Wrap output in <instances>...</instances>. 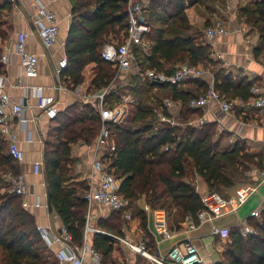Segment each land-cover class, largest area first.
I'll list each match as a JSON object with an SVG mask.
<instances>
[{
  "label": "trees",
  "instance_id": "16d2710c",
  "mask_svg": "<svg viewBox=\"0 0 264 264\" xmlns=\"http://www.w3.org/2000/svg\"><path fill=\"white\" fill-rule=\"evenodd\" d=\"M205 1L150 0L145 9L148 16L145 14L143 18L151 27L147 38L154 46L148 57L140 55L138 65L143 69L170 73L176 64L184 62L195 65L212 63V46L202 39L200 31L193 29L185 11ZM72 3L71 24L64 45L68 66L63 73L71 78V88L74 89L85 81V68L95 64L92 88L112 87L118 70L102 58V51L109 35L121 37L118 38L121 40L126 34L128 0H72ZM5 6L9 7V3ZM241 14L244 22L256 27L260 33L254 51L259 57L264 52V0L251 1L241 8ZM134 50H140L142 54L140 47ZM216 77L215 86L226 98L240 97L247 101L251 98L252 81L247 78L234 80L229 75ZM201 86L200 95L208 87H204L205 83ZM170 95L173 101L182 103L179 122L163 121L152 107L141 104L121 124L109 125L113 150L107 151L103 159L119 180L118 193L131 205L140 199L151 208L171 203L180 211L181 220L178 221L181 222L187 215L195 216L204 209L195 183L187 180L189 171L193 168L205 180L209 192H218L217 186L230 187L233 185L230 173L243 164L246 146L236 142L220 149L219 139H215V123H193L194 109L189 102L198 96L176 89ZM162 112L173 117L166 108ZM55 119L58 120L57 143L46 145L44 153L46 183L52 208L73 235L74 244L81 245L88 210L84 194L89 187L66 186L65 180L73 166L72 145L79 141L93 144L101 130V117L95 106L74 103L59 112ZM2 170L13 175L21 174L18 161L9 154L7 142L0 136ZM120 211L111 212L117 224L103 218L99 220V226L123 235L121 228L124 221ZM138 218L137 230L147 238L148 216L142 208L138 210ZM128 225L132 229L130 222ZM250 225L256 233L244 236L240 228L231 230L223 260L214 264H264V213L262 223L253 222ZM93 246L102 254L103 262H110L114 250L111 237L96 233ZM0 263L59 264L55 252L37 230L34 215L24 206L22 197L10 190L0 194Z\"/></svg>",
  "mask_w": 264,
  "mask_h": 264
},
{
  "label": "crops",
  "instance_id": "0c3cea01",
  "mask_svg": "<svg viewBox=\"0 0 264 264\" xmlns=\"http://www.w3.org/2000/svg\"><path fill=\"white\" fill-rule=\"evenodd\" d=\"M35 1L37 0H0V40L2 42L0 45V78L5 79L6 89L11 99L14 102H20L25 95H31L32 88L41 87L44 93L56 97L60 112H63L74 103L95 106V97L101 94L103 90L91 86L95 75V64L85 68L83 71L85 81L81 84L83 95L90 97V101H82L81 96L73 92L71 78L67 80L68 90L64 91L56 87L58 83L56 70L59 60L65 56L64 45L71 24L72 0H57L54 2L43 0L51 10L57 13L60 21V43L48 49L43 47L32 19V6ZM251 1L260 2L262 0H206L203 4L186 8L185 11L190 25L194 30L201 32V37L206 43L204 31L207 26L216 20L223 21L232 31L228 36L209 43L212 46L211 58L213 62L207 63L210 65L209 69L205 70L207 72L198 80H188L176 85L174 88L171 86L153 87L140 73H137L136 68L129 71L123 70L116 76L112 92L108 94L110 98L105 100L106 105L113 108L110 100L114 97L113 94L122 90L124 103L119 108L123 111L124 118L129 114H133L141 104L152 107L157 114L160 111L157 109L158 105H164L165 100L161 98L163 93L166 94V97L168 96L166 99H171L170 94L174 89L199 96L203 90L202 83H205L204 87H206L212 81H215L216 76L221 77L223 75H229L234 80L247 78L254 84L264 86V52L259 57L254 54L260 40V33L256 27L246 24L244 16L241 14V8ZM6 3H9V7L5 6ZM20 31L28 33L27 50L39 57V72L35 77H24L20 58L16 54H12L9 64H4L1 61L4 53L2 46H7L10 50H13L16 34ZM145 40L146 47L141 49L143 55L148 57L152 53L154 43L147 36ZM18 78L22 79L20 85L16 84ZM134 87L139 88L136 92L138 98L131 97L128 93ZM228 98L233 104L230 113H224L216 104H212L206 108L194 109L192 112L193 123L197 125L215 123L217 129L215 139H219L220 149L228 148L236 142L246 146L245 158L242 160L243 164H239L230 173L233 185L230 187L217 186V189L225 197L232 195L235 189L240 186L255 187L256 191L237 211L225 213L212 221H204L195 230L189 231L185 221H178L175 227L169 225L172 232L170 239H162L155 233L152 214L147 213L149 230L147 238H150L148 245L158 254H165L173 245L191 239L200 250L201 263L214 264L223 260L224 252L228 249L231 230L240 228L245 223L250 225L253 222H263L264 109L255 108L250 100H243L240 97ZM29 100L30 107L25 109L26 127L19 124L17 117H12L13 129L17 132L20 147L25 153V163L20 167L30 190V195L27 197L28 206L26 207L34 215L37 225L49 227L53 233H57L58 229L64 225L56 210L54 208L49 209L45 173L42 175L33 174L32 163L37 160L44 161L46 145L51 144L53 146L57 143L56 128L58 120L48 119L46 115L38 113L36 99L30 97ZM173 103L175 105L171 109V114L175 121L179 122L182 103L179 100H174ZM94 142L87 145L79 141L72 145L73 166L66 177V186L82 185L83 187H89L92 158L95 153ZM187 180L195 183L200 196L210 191L205 180L196 174L193 168L189 171ZM3 189L4 186L0 188V192ZM37 201L39 206L36 207L35 203ZM145 206L148 205L142 201L141 208L143 210H145ZM255 210L261 212L259 217L251 216V213ZM99 211V208L96 207L94 212L98 225L100 219L107 218V216L102 217ZM137 225L134 230L141 233L137 230ZM214 227H218L224 232L214 234ZM122 231L123 234L133 239H139L131 233V229L127 226L122 228ZM60 246L55 245V252L60 249ZM102 264H137V257L121 243L114 241V250L110 262L104 261Z\"/></svg>",
  "mask_w": 264,
  "mask_h": 264
},
{
  "label": "built area",
  "instance_id": "2783aa9c",
  "mask_svg": "<svg viewBox=\"0 0 264 264\" xmlns=\"http://www.w3.org/2000/svg\"><path fill=\"white\" fill-rule=\"evenodd\" d=\"M54 2L57 0H47ZM150 0H128V30L122 39L116 42L107 43L102 51V58L111 63L120 73L123 70L137 69L151 85L155 87L165 85H177L187 80L198 79L204 75L200 65L190 62L180 63L176 68L168 72H159L155 69L141 68L134 56V48L145 49V39L150 33L151 27L143 18L145 9ZM32 19L40 37V41L45 48H51L60 43V21L57 13L51 10L43 0H37L32 6ZM240 30V28H239ZM231 29L221 20H216L207 26L204 31V37L207 43L214 42L222 37L228 36ZM28 33L24 31L17 32L16 41L13 50L7 46H2L3 56L2 63L9 64L12 54L20 58L21 68L24 77L31 78L38 75L39 57L27 50ZM0 40V45H1ZM65 47V46H64ZM65 49V48H64ZM68 62L65 56L59 60L56 77L58 83L56 87L60 90H68L67 80L69 76L64 75V69L67 68ZM22 82L21 78L16 81L17 85ZM75 94L81 96L82 101H90V97L83 95L81 85L72 89ZM112 87L108 86L102 90V93L95 97V107L100 113L101 130L94 142V157L92 158L91 174L89 176V190L84 194V199L88 203L86 214V223L83 230V242L81 245L74 244L73 235L65 226H61L57 233H53L49 227L37 225L42 239L48 247L55 252V245H61L60 249L55 252L59 264H102V254L94 248L93 237L96 233L104 234L118 241L137 257V264H197L201 263L202 257L199 248L191 239H186L181 243L173 245L165 254H158L153 251L148 242L143 239H133L130 236L117 234L102 229L96 220L95 208H99L102 217L107 212L121 210L129 202L118 193L119 180L110 168L109 164L103 159L106 152L113 150V141L111 138L110 124H121L123 111L110 108L106 105L105 97L110 94ZM31 95H25L20 102H14L6 89L5 79L0 78V136L7 142L9 154L19 163H25V153L19 144L17 132L13 129L12 117L19 119V124L26 127L27 119L25 118V109L30 107V97L36 99V110L38 113L46 115L48 119H55L60 108L55 96L47 95L41 87L32 88ZM250 103L259 109H264V86L254 84L251 88ZM216 104L224 113H230L233 104L229 101L215 86L212 81L207 90L200 96L192 98L189 106L192 109H200ZM171 99H165L164 108L171 112L174 107ZM163 121L177 123L174 117L165 115L162 111L157 113ZM29 137V134H28ZM167 149V148H166ZM32 172L35 175L45 173V164L43 160L33 161ZM7 180L10 182V191L22 197L24 206H28L27 197L30 195L29 184L22 173L13 175L6 171ZM256 191L255 187L240 186L237 187L232 195L223 196L219 192H207L201 196L204 209L199 211L195 216L187 215L185 222L188 230H195L204 221H212L228 212L237 211ZM39 206V202L35 203ZM153 217V228L157 235L162 239H170L172 232L169 226V214L166 209L158 207H146ZM261 212L255 210L251 213L253 217H259ZM101 218V217H99ZM242 235L256 233V230L245 223L240 227ZM224 231L214 227V234H221ZM89 261V262H88Z\"/></svg>",
  "mask_w": 264,
  "mask_h": 264
},
{
  "label": "rangeland",
  "instance_id": "374dc122",
  "mask_svg": "<svg viewBox=\"0 0 264 264\" xmlns=\"http://www.w3.org/2000/svg\"><path fill=\"white\" fill-rule=\"evenodd\" d=\"M145 14L147 15L148 13L145 12L143 15L145 16ZM118 38H121V37H118ZM118 38H116L113 34H111V35L108 36L107 43L116 42V41H118ZM133 53H134V56L136 57V61L138 63V60L141 58L140 55L142 56L143 53L140 54V50L139 51L138 50H133ZM199 65L202 68V70L204 71V73H206L207 71H205V70H208L209 67H210V65L207 64V63H200ZM138 89L139 88L134 87V89L132 91L128 92V93L131 95V97L138 98V94L136 93V92H138ZM113 95H114V97L111 98V100H110L112 102L113 109L121 110L119 107H120V105L122 103H124V100L122 99V97L124 95L123 94V91L120 90L119 93L117 92L116 94H113ZM108 96L109 95H107V99H109ZM161 98L165 100L166 98H168V96L166 97V94L163 93L161 95ZM163 108L164 107H157V109H159L160 111H163ZM131 116H132V114H129V116H127V117H131ZM123 118H124V115H123ZM125 119L126 118H124V120ZM3 186H4V189L2 190V192H0V194L3 193V192H5V191H9L10 190V187H11L10 182L7 180L6 170L0 171V188H3ZM218 192L222 193L220 190H218ZM141 202H142L141 199L140 200H137V201L133 202L132 205H131V203H129L126 207H124L123 209H121V211H120V213H122L121 220L124 221V223L122 225V228L126 227L127 223L130 222L131 223L130 226L132 228L131 229V233L134 234V235H136L139 239H143L145 241H149L148 243H150V238H146L147 239L146 240L144 238V236H143V233H137L134 230L135 227H136V225H137V223H138V219H139L138 218V210L141 209ZM156 207H162V208H164V209L167 210V212L169 214V225L170 226L175 227L177 225V223H178V220H181L180 219V211L173 204H171V203H164V204H159ZM144 209H145L146 213L149 214V211L147 210L146 206H145ZM111 215H112L111 212H107L105 216H107V219H109V221H112V223L117 224L118 221L116 219H112L113 217H111ZM127 227H129V225Z\"/></svg>",
  "mask_w": 264,
  "mask_h": 264
},
{
  "label": "water",
  "instance_id": "95a60500",
  "mask_svg": "<svg viewBox=\"0 0 264 264\" xmlns=\"http://www.w3.org/2000/svg\"><path fill=\"white\" fill-rule=\"evenodd\" d=\"M47 197H48L49 209L52 210V205H51V202H50L49 192H47Z\"/></svg>",
  "mask_w": 264,
  "mask_h": 264
}]
</instances>
